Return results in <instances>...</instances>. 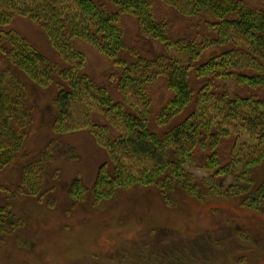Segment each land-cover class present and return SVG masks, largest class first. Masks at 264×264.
<instances>
[{
    "label": "trees",
    "instance_id": "trees-1",
    "mask_svg": "<svg viewBox=\"0 0 264 264\" xmlns=\"http://www.w3.org/2000/svg\"><path fill=\"white\" fill-rule=\"evenodd\" d=\"M110 1L117 11L94 0H0V26L12 12L28 14L63 60V65L52 61L15 29L0 30V60L6 66L0 72V173L23 161L17 192L11 194L37 195L45 187L49 152L29 161L23 152L33 122L30 94L54 87L53 132L60 136L88 129L115 164L112 173L104 165L99 170L96 203L139 183L156 187L169 202L176 191L198 199L237 197L244 208L264 214V179L257 185L254 177V169L264 164V9L244 0ZM161 6L201 24L208 34L199 40L174 38V27L159 15ZM123 15L136 20L147 56L136 52L133 61L118 58L127 48ZM76 40L99 46L120 66L116 89L121 101L83 73L85 58L75 49ZM211 47L222 51L204 57ZM222 79L251 93L221 90L216 83ZM158 80L165 92L152 125V89ZM192 102L188 115L161 131ZM222 142L231 145L227 160L220 157ZM186 164L207 175H195ZM84 188L75 179L71 199L78 201ZM5 203L0 205V234L23 226Z\"/></svg>",
    "mask_w": 264,
    "mask_h": 264
},
{
    "label": "rangeland",
    "instance_id": "rangeland-1",
    "mask_svg": "<svg viewBox=\"0 0 264 264\" xmlns=\"http://www.w3.org/2000/svg\"><path fill=\"white\" fill-rule=\"evenodd\" d=\"M94 1L117 11L110 0ZM244 1L264 9V0ZM159 15L174 27V38L199 40L208 34L201 24L191 23L167 6L160 7ZM120 25L127 48L118 58L133 61L138 57L136 52L147 56V47L139 41L136 20L123 15ZM9 29L19 31L52 61L63 65L60 55L28 14L12 12L8 23L0 26V30ZM74 47L85 58L83 73L106 87L115 101H121L123 96L116 89L120 66L89 41L76 40ZM213 51L222 49L211 47L204 57ZM4 69L0 60V72ZM194 80V88H198V81ZM216 84L221 90L228 87L236 92H250L248 87L243 89L223 79ZM163 87L158 80L152 89L156 105L150 114L152 125L165 92ZM257 93L261 94L260 90ZM55 94L54 87L37 89L28 99L33 122L23 154L29 161L49 152L45 187L37 195L19 193L14 197L11 193L17 192L23 161L0 173V205L10 203L23 222L12 233L0 234V264H264V214L244 208L237 197L198 199L176 191L171 193L169 202L156 187L138 183L118 188L110 198L96 203L93 187L99 170L104 165L112 173L115 164L88 129L60 136L53 132ZM193 109L192 102L161 131ZM97 119L103 120L100 116ZM244 135L241 131V138ZM234 136L238 137L237 132ZM230 147L228 142L220 145L219 155L224 160L231 153ZM185 167L200 177L207 175L194 165ZM254 177L259 185L264 179V164L254 169ZM75 179H80L85 187L78 201L69 194Z\"/></svg>",
    "mask_w": 264,
    "mask_h": 264
}]
</instances>
